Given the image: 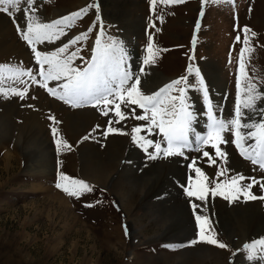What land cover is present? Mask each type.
<instances>
[{
    "label": "rangeland",
    "instance_id": "374dc122",
    "mask_svg": "<svg viewBox=\"0 0 264 264\" xmlns=\"http://www.w3.org/2000/svg\"><path fill=\"white\" fill-rule=\"evenodd\" d=\"M120 1L119 6L127 4L128 8L123 7L132 10V14L125 15L123 8V14L112 19L103 0H35L36 15L47 23L89 3L98 4L105 36L123 43L132 71L140 76L138 87L144 94H151L185 75L189 76L190 83H194V74L187 72L191 63L206 85L215 108L214 115H221V109L215 107L221 105L224 118L234 110L235 77L240 49L246 47L244 37L247 35L251 51L245 52L243 63L248 78L264 92V0H205L203 8L200 0H183L171 5L157 0L151 7L150 0ZM25 12L31 14L26 0H21L15 19L22 27ZM95 16L96 9H90L54 45L45 42L36 45L37 49L54 50L91 26L93 31L88 33L86 41L77 45L80 52L74 60L75 65L84 66L90 59L95 34L101 27ZM0 17L10 27L8 36L0 33V65L32 68L36 74L39 66L35 64L31 49L18 35L12 16L0 12ZM197 21L199 28H196ZM194 32L195 46L192 44ZM149 35L157 54L152 63L144 65ZM12 42L19 43L22 53L9 48ZM189 56L193 58L191 61ZM4 76H8L7 71ZM160 78L163 82L156 86ZM23 79L24 84L4 79L0 85L4 89L28 88L23 99L10 92L7 96L0 95V264H201L197 258L208 259L209 253L222 255L223 264H264L260 253L250 261L243 250L245 243L264 238V170L239 155L231 144L230 132L224 133L228 143L219 145L226 153L224 162L216 157L210 146H205L204 150L216 161L211 165L201 152L191 149H185L182 156H165L161 152L155 159H150L149 154L155 149L149 147L146 153L131 140V129L146 124V121L134 118L132 109L135 106H122L125 119L117 123L114 111L109 110L104 116L98 108L90 105L73 108L50 95L45 88ZM58 83L49 81L48 87L55 88ZM188 95L199 113L193 127L205 135L207 118L202 97L191 89ZM113 107L109 106L110 109ZM257 108H264V102L258 101ZM243 111L249 118L255 115ZM135 114H142L141 110L135 108ZM50 116L59 123L50 120ZM52 127L57 128L59 136L69 145L59 154L53 142ZM108 127L119 128L123 134L109 132L105 135ZM138 135L162 141L158 130L149 132L141 127ZM192 139L194 141V137ZM116 142L122 143L123 155L116 159V172L110 175L105 185L85 176L84 167L99 159V154L107 155L117 146ZM193 158H196L195 166L209 178L210 186L213 180L227 182L237 175L245 177L239 182L242 186L252 183L249 177L256 181L249 189L257 197L254 200H245L239 195L231 201L210 195L206 202L192 198L193 202L202 205L204 210L198 208L197 212L209 217L210 228L220 242L227 244V249L199 241L188 244L196 239L197 229L190 198L185 196L181 185L187 186L188 176H194L187 168ZM58 160L60 172L86 181L94 191L77 199L57 189ZM225 168L227 173L217 177L216 172ZM150 178L154 180L151 182ZM143 180L147 181V195H139L140 192L133 195L129 210H123L117 199L119 190L114 186L115 181L140 185ZM86 204L91 206L86 207ZM245 210L257 212L263 220L256 225V232L249 229V223L244 237L238 239L232 235L237 224L245 223L246 220L241 218ZM158 213L177 225L170 232L175 237H168L165 228L157 226L158 220L153 218Z\"/></svg>",
    "mask_w": 264,
    "mask_h": 264
},
{
    "label": "snow or ice",
    "instance_id": "6c2138e0",
    "mask_svg": "<svg viewBox=\"0 0 264 264\" xmlns=\"http://www.w3.org/2000/svg\"><path fill=\"white\" fill-rule=\"evenodd\" d=\"M157 0H150V7L156 4ZM164 5L182 3L183 0H160ZM201 6L205 0H200ZM21 0H0V12H6L13 18L16 24V30L20 38L31 49L35 59V64L39 66L36 74H33L32 68L13 67L11 65H0V85L4 79L18 81L24 84L26 78L32 84H38L39 87L45 88L48 93L56 99L63 101L73 108L90 105L98 108L102 115L107 116L108 111H114L116 122L125 119L123 108L129 105L139 108L142 114H135V108L132 109L134 118L138 121H146L145 125L133 127L131 129V140L134 145L142 148L146 153L149 147L155 149L149 154L150 159H155L159 153L165 156L178 155L182 156L185 149L201 152L203 157L207 158L208 164L216 163L208 151L204 150L205 146H210L215 150L216 157L221 162L225 161L226 153L219 147L220 144L228 143L224 133H231V144L238 150L239 155L249 160L259 169L264 170V108H257V102H264V92L258 90L256 83L248 78L244 61L245 52H250L249 38L244 37L246 47L240 49L239 66L236 72V96L235 105L232 114L228 118L222 115V106L216 105L221 109V115H214L215 108L210 99L206 85L200 76L198 69H195L190 63L187 68L189 75L194 74L195 82H189V76H181L164 84L157 91L151 94H144L138 87L140 76L132 71L129 64V55L125 51L122 42H118L114 37H106L103 22L101 20L99 5L89 3L86 7L80 8L68 15L62 16L50 22H42L36 15L35 0H26L27 8L31 11L24 13L25 25L22 27L16 22L15 13L19 10ZM96 9L95 21L101 22L100 31L95 34V43L91 47L90 59L86 60L84 66H77L74 60L79 56L80 49L77 45L88 39V33L93 31L90 26L87 31L80 32L78 35L68 39L61 46L54 47L51 51L38 50L36 45L45 44L54 45L55 41L66 35L67 29L74 26L75 22L89 12L90 9ZM10 10V11H9ZM94 21V23H95ZM199 21L196 22V28H199ZM245 33L248 29H244ZM254 35V34H253ZM196 35L193 33L192 44L195 46ZM75 49V50H72ZM147 55L143 59V64L148 65L155 60L156 51L153 49L152 37H148L146 49ZM83 60V57H79ZM193 59L191 56L188 58ZM5 71L8 76L5 77ZM143 72V67L140 68ZM37 75L39 79H37ZM242 77L244 84H242ZM49 81H58L55 88L48 87ZM243 87V92H242ZM197 91L202 97V107L206 115L207 133L201 135L193 127L194 121L199 113L196 112L194 104L188 95L189 90ZM28 88L18 89L15 87L4 89L0 86V95H11L24 98ZM176 93V94H174ZM114 106L109 108V106ZM243 110L254 113L249 118ZM259 119H256V117ZM54 123V117H49ZM111 124V121H109ZM141 127L146 128L149 132L158 130L161 140L153 141L145 139L138 135ZM247 130V131H243ZM53 142L56 146L57 154L63 149L69 148L58 133L57 128L52 127ZM121 133V129L108 127L106 132ZM194 137V141L193 138ZM251 141L252 143H246ZM166 145V146H162ZM58 169L56 173L55 187L63 191L67 196L79 199L82 195L94 191L92 185L82 179H77L63 174L59 171V160L57 161ZM196 165V158L192 163L187 164L190 173L187 178V186L183 184V192L189 199V204L193 210V216L196 224V239L188 242L189 245L196 242H204L214 245L220 249H227L226 243L220 242L213 230L210 228V219L208 216L201 215L197 212L202 205L193 202H206L209 195L213 198L216 196L223 197L231 201L238 195L243 196L245 200H254L257 197L249 189L256 181L247 186L239 184L245 177L241 175L234 176L227 182L211 181L205 172ZM227 169H219L216 176L227 173ZM103 191V189H101ZM90 207V204H86ZM183 247L185 245H179ZM243 250L247 254L248 260H254L257 253L260 258L264 259V238L253 240L251 243H245ZM236 251H240L237 249ZM235 255V253H233Z\"/></svg>",
    "mask_w": 264,
    "mask_h": 264
},
{
    "label": "bare ground",
    "instance_id": "6f19581e",
    "mask_svg": "<svg viewBox=\"0 0 264 264\" xmlns=\"http://www.w3.org/2000/svg\"><path fill=\"white\" fill-rule=\"evenodd\" d=\"M128 1V0H127ZM119 4H121L120 0H103V6L108 8L107 13L110 15V17L112 19L118 18L121 16L122 11L124 12L125 9V15H130V13L132 14V10L129 11L127 8L129 7L127 4L124 3L123 6L127 7L124 8L123 6H119ZM124 8V9H123ZM10 27L5 23V21L3 20V18L0 17V33H5V35H9V29ZM12 40V38H11ZM14 40V39H13ZM1 42V41H0ZM10 42H8L7 44H9ZM17 43V42H16ZM13 45H11L9 48L11 50H13L16 53H22L21 48L17 45H15V43L12 42ZM1 49V48H0ZM10 51V50H9ZM11 52V51H10ZM3 53V52H2ZM13 53V52H12ZM24 53V51H23ZM162 78H160V80L158 79V82L156 83V86L159 85L161 82ZM54 107V106H53ZM52 109V108H51ZM80 112V111H79ZM85 112V111H84ZM21 113V112H20ZM74 113V112H73ZM84 114V113H83ZM87 114V113H86ZM34 115V114H31ZM88 115V114H87ZM83 116V115H81ZM80 116V117H81ZM36 117V116H35ZM86 117V116H85ZM89 117V116H88ZM92 117V116H91ZM66 118V117H65ZM94 118V117H92ZM6 119V118H5ZM86 119V118H85ZM89 120V119H88ZM6 122V121H5ZM33 122V121H32ZM64 123V122H63ZM38 125V124H37ZM5 127V126H3ZM75 132V131H74ZM29 133V132H28ZM31 133V132H30ZM112 140V139H111ZM112 142V141H111ZM114 143V142H113ZM117 146L113 147L112 150H109V153L106 155L104 154H99L100 158L95 160L94 162H90L88 163L85 167H84V175L87 176L88 178H90L93 181H96L98 184L100 185H105V183L107 182V180L109 179L110 175L113 174V172H116V159L120 158L123 155V151L121 149V142H116ZM48 144V143H47ZM110 146V144H109ZM100 148V147H99ZM102 148V147H101ZM101 151V150H100ZM106 152V151H105ZM103 153V152H102ZM107 153V152H106ZM97 161V162H96ZM41 165V164H40ZM172 166V165H171ZM173 169V168H172ZM170 173V172H169ZM159 174V173H158ZM151 175V174H150ZM164 176V175H163ZM148 177V176H147ZM164 178V177H163ZM151 179V178H150ZM156 179V176H155ZM154 179H151V182ZM150 181V180H149ZM147 181L143 180L140 185L135 182H127V181H119L114 183V186L117 187V189L119 190V193H117V199L119 200L123 210L127 211L126 209L129 210L130 208V204L132 202V200L134 199L135 194H138V192H140L139 195H147L146 194V187H147ZM154 182V181H153ZM124 183H128L127 185H125ZM133 183V184H132ZM156 183V180H155ZM108 184V183H107ZM150 186V185H149ZM152 186V185H151ZM152 190V188H151ZM144 197V196H143ZM181 208V207H180ZM130 213V211H128ZM128 213V214H129ZM183 213V212H182ZM242 213V212H241ZM159 214V213H158ZM167 215V214H166ZM242 219H245V223L243 222V224H237L235 227V233H233L232 236L237 237L238 239H242L244 237V232L246 231V229L248 228V224L250 223L249 229H251L252 232H256V225L258 224L259 221L263 220L262 216L260 214H258L257 212H252L250 210H245V212L242 213ZM260 218V219H259ZM226 219V218H225ZM224 219V220H225ZM230 219V218H229ZM153 220H158L157 221V226L159 227H164V233L168 232V237H175V234L170 233L171 231L173 232L174 229L176 228L177 225H174V222L171 221L169 222L168 219L164 216H161V214L156 215ZM232 222L233 217L231 218ZM227 222V220H226ZM242 223V222H241ZM230 226V225H229ZM157 227V228H158ZM171 228V229H170ZM178 228V227H177ZM162 229V228H161ZM170 230V231H168ZM178 233V232H176ZM229 233V232H228ZM204 253V252H201ZM197 255V254H196ZM204 256V255H203ZM222 256V255H221ZM220 255L218 254H213V253H209L208 259H205V257H200L197 258L199 262H201V264H223V260L221 258Z\"/></svg>",
    "mask_w": 264,
    "mask_h": 264
}]
</instances>
